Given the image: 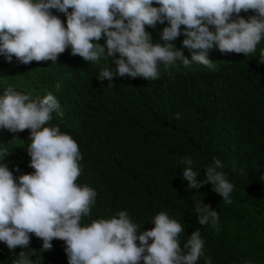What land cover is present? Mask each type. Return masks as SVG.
Returning <instances> with one entry per match:
<instances>
[{
	"label": "trees",
	"instance_id": "1",
	"mask_svg": "<svg viewBox=\"0 0 264 264\" xmlns=\"http://www.w3.org/2000/svg\"><path fill=\"white\" fill-rule=\"evenodd\" d=\"M51 12L67 26L63 13ZM254 15L241 11L239 17ZM167 26H146L153 44L163 45ZM184 39L180 35L171 43L191 60ZM98 43L106 57L98 62L71 55V47L56 63L24 65L14 56L8 62L0 55V96L8 88L37 100L52 94L61 106L63 117L53 113L45 126H58L77 142L83 157L77 183L97 193L91 215L82 218L81 226L126 211L139 233L152 230L155 216L164 212L184 227L178 239L185 254L184 244L200 231L204 255L197 264H205L207 257L212 264H264V39L248 56L222 54L214 46L208 52L213 69L182 61L161 65L159 79L151 81L128 76L98 80L100 71L114 69L119 58L107 56L106 38ZM29 137L30 130L0 129V164H6L17 181L35 171L29 167ZM188 158L199 174L197 182L206 179L204 170L214 158L221 161L218 171L234 185L231 204L211 184L188 188L182 177ZM199 200L218 213L217 224H199ZM51 243L52 248L44 250L43 241L30 234L26 248L10 251L0 242V264H17L21 252L30 264H68L65 242Z\"/></svg>",
	"mask_w": 264,
	"mask_h": 264
},
{
	"label": "clouds",
	"instance_id": "2",
	"mask_svg": "<svg viewBox=\"0 0 264 264\" xmlns=\"http://www.w3.org/2000/svg\"><path fill=\"white\" fill-rule=\"evenodd\" d=\"M53 9L66 16V27ZM249 10L256 15L239 17L241 11ZM165 22L169 26L162 31L163 45L153 44L146 26L155 28ZM180 35L185 37L182 46L191 52V60L171 43ZM102 38H106L107 56L118 54L119 58L114 59V69L100 71L101 82L114 76L157 80L160 66L175 61L213 69L208 52L214 46L222 54L248 56L256 51L264 39V0H0V55L8 62L14 56L24 65L56 63L69 47L71 55L98 62L105 57V47L98 43ZM53 113L64 115L52 94L37 100L8 88L0 96V129L30 130L27 151L29 167L35 170L17 181L8 166L0 164V242L10 251L26 248L34 234L43 241V249L50 250L53 239L62 240L68 264H197L204 255L200 231H194L184 244L185 254L178 239L184 227L164 212L155 216L152 230L139 233L126 211L81 226L82 218L91 215L97 193L77 183L83 159L77 142L58 126H45ZM185 163L182 177L188 188L211 184L227 204L232 203L234 185L218 171L223 167L219 159L206 167V179L201 182L191 158ZM195 211L200 225L218 223V213L201 200ZM17 264H30L24 252ZM205 264H212L211 257Z\"/></svg>",
	"mask_w": 264,
	"mask_h": 264
}]
</instances>
